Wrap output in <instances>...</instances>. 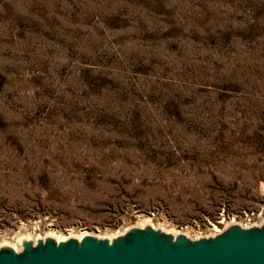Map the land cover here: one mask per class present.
Returning a JSON list of instances; mask_svg holds the SVG:
<instances>
[{"label":"rangeland","instance_id":"rangeland-1","mask_svg":"<svg viewBox=\"0 0 264 264\" xmlns=\"http://www.w3.org/2000/svg\"><path fill=\"white\" fill-rule=\"evenodd\" d=\"M263 203L264 0H0V244Z\"/></svg>","mask_w":264,"mask_h":264},{"label":"water","instance_id":"water-1","mask_svg":"<svg viewBox=\"0 0 264 264\" xmlns=\"http://www.w3.org/2000/svg\"><path fill=\"white\" fill-rule=\"evenodd\" d=\"M109 239L91 234L56 240L23 239L0 246V264H264V221L228 223L220 232L192 237L150 223Z\"/></svg>","mask_w":264,"mask_h":264},{"label":"built area","instance_id":"built-area-1","mask_svg":"<svg viewBox=\"0 0 264 264\" xmlns=\"http://www.w3.org/2000/svg\"><path fill=\"white\" fill-rule=\"evenodd\" d=\"M264 221V203L253 209H242L239 211H220L207 224L196 223L197 229L194 236L209 235L220 232L228 223L236 222L242 226L258 224Z\"/></svg>","mask_w":264,"mask_h":264},{"label":"bare ground","instance_id":"bare-ground-1","mask_svg":"<svg viewBox=\"0 0 264 264\" xmlns=\"http://www.w3.org/2000/svg\"><path fill=\"white\" fill-rule=\"evenodd\" d=\"M148 222V220H146V223ZM142 225H145V224H142ZM153 227H155L154 225H152ZM126 229H124L123 231H121V232H119V231H117V233H115V234H110V235H107L106 237H108L109 239H111L112 237H114V236H117V235H119V234H122L124 231H125ZM53 232H55V231H53ZM169 232H171V233H173V234H177V233H181V231H173V230H169ZM13 234V233H12ZM86 234H91V235H95V236H98V237H100V235L99 234H95V233H91V232H88V231H84V230H81L78 234H68V235H63V234H60V235H55V234H53V233H49V234H47V236H52V237H54L56 240H65L66 238H68L69 236H75V237H77V238H80L82 235H86ZM13 238H14V241H16L17 242V244L15 245V244H11V243H1L0 244V246L1 245H10V246H12L13 248H15V249H18L19 247H20V244H21V241L23 240V239H29V238H31L30 236H28V235H24V236H21V234L19 233V231L18 232H15L14 233V236H13Z\"/></svg>","mask_w":264,"mask_h":264}]
</instances>
